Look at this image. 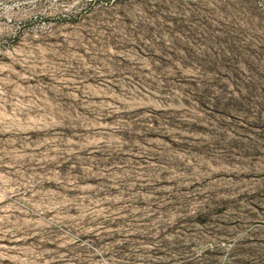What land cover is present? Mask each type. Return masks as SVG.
Listing matches in <instances>:
<instances>
[{
	"label": "rangeland",
	"instance_id": "1",
	"mask_svg": "<svg viewBox=\"0 0 264 264\" xmlns=\"http://www.w3.org/2000/svg\"><path fill=\"white\" fill-rule=\"evenodd\" d=\"M25 3L0 264H264V0Z\"/></svg>",
	"mask_w": 264,
	"mask_h": 264
},
{
	"label": "bare ground",
	"instance_id": "2",
	"mask_svg": "<svg viewBox=\"0 0 264 264\" xmlns=\"http://www.w3.org/2000/svg\"><path fill=\"white\" fill-rule=\"evenodd\" d=\"M25 1L26 0H0V3H2V5L4 4V7L0 8V44L11 39L12 36L17 33L19 29L18 25H23L24 27L30 15L34 13L36 7L26 4ZM47 17V14L42 13L41 18L43 20Z\"/></svg>",
	"mask_w": 264,
	"mask_h": 264
}]
</instances>
